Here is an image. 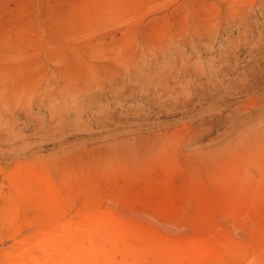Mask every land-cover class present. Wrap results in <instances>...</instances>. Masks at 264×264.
<instances>
[{
  "label": "rangeland",
  "instance_id": "1",
  "mask_svg": "<svg viewBox=\"0 0 264 264\" xmlns=\"http://www.w3.org/2000/svg\"><path fill=\"white\" fill-rule=\"evenodd\" d=\"M96 215L264 264V0H0V264Z\"/></svg>",
  "mask_w": 264,
  "mask_h": 264
},
{
  "label": "bare ground",
  "instance_id": "2",
  "mask_svg": "<svg viewBox=\"0 0 264 264\" xmlns=\"http://www.w3.org/2000/svg\"><path fill=\"white\" fill-rule=\"evenodd\" d=\"M111 218L96 215L81 223H67L60 234L43 241L45 264H134L135 248L129 241L134 233ZM169 249L197 261L204 250H210V244L184 241Z\"/></svg>",
  "mask_w": 264,
  "mask_h": 264
}]
</instances>
